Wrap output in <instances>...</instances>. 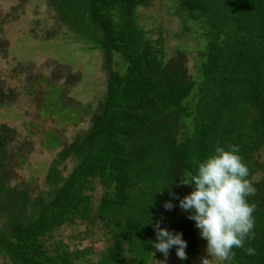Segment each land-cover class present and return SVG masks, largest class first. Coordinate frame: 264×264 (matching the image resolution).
I'll list each match as a JSON object with an SVG mask.
<instances>
[{"label": "trees", "instance_id": "trees-1", "mask_svg": "<svg viewBox=\"0 0 264 264\" xmlns=\"http://www.w3.org/2000/svg\"><path fill=\"white\" fill-rule=\"evenodd\" d=\"M152 1L47 0L71 35L101 52L106 81L96 107L80 108L79 113H90L88 127L50 161L45 192L30 197L27 186L9 184L6 144L12 137L9 127L0 126V253L11 264H77L72 259L77 254L65 244L50 253L45 240L63 224L96 218L111 242L92 264H148L156 221L182 234L188 260L206 240L189 214L178 215L179 187L185 171L194 169L192 158L203 159L216 145L239 146L250 181L257 168L263 169L262 180L251 181L256 194L248 197L256 205L255 238L245 247H253L255 255L234 248L230 264H264V163L257 167L253 160L264 144V0H177L204 41L196 77L183 51L164 57L160 32L146 37L137 10ZM46 88L41 113L79 123L75 108L62 101L61 89L54 83ZM10 97L0 86V103ZM249 107L257 110L254 118L244 113ZM185 112L192 124L180 133ZM54 134L45 135L51 149L58 145ZM66 159L71 166L62 175L59 165ZM92 180L102 186L95 205L88 192ZM165 202L173 208L165 209Z\"/></svg>", "mask_w": 264, "mask_h": 264}, {"label": "rangeland", "instance_id": "rangeland-1", "mask_svg": "<svg viewBox=\"0 0 264 264\" xmlns=\"http://www.w3.org/2000/svg\"><path fill=\"white\" fill-rule=\"evenodd\" d=\"M137 13L147 38L154 39L160 32L164 57L175 50L183 51L187 55L188 71L198 76L201 61L198 54L204 41L198 27L179 11L177 0H153L148 6L138 7ZM75 36L62 24L47 0H0V86L11 96L0 103V126L9 127L12 137L6 144L12 171L9 184L27 186L30 197L47 190L44 176L50 161L77 132L88 127L90 113H79L80 108L81 111L87 109L82 105L89 103L93 110L104 95L106 75L101 68V52L88 49ZM70 75L74 76L67 83ZM48 83L61 89L62 101L75 108L79 123L58 121L50 113H41V100L48 91ZM193 101L194 97L188 99L190 107ZM248 109L245 114L251 118L257 116V110ZM42 111L47 112L46 108ZM191 118L188 112L181 115L180 133L189 131ZM49 130L55 132L58 141L53 149L46 142ZM253 160L257 167L264 163V144L253 152ZM70 166V159L59 165L62 175L69 172ZM262 170L257 168L250 176L251 181L260 182ZM91 185L88 192L95 205L102 186L96 180H92ZM187 187L183 183L180 185L182 197L189 193ZM177 213L189 214L180 207ZM110 242L108 230L102 220L96 218L92 223L76 221L53 229L45 245L53 253L55 245L65 244L67 250L77 254L72 258L77 264H92ZM205 248L206 242L200 240L194 256L183 261L177 257L173 246L165 264H200L201 257L206 255ZM150 255L152 259L148 264L164 260L162 253L157 256L155 248ZM0 264L11 262L0 253Z\"/></svg>", "mask_w": 264, "mask_h": 264}, {"label": "clouds", "instance_id": "clouds-1", "mask_svg": "<svg viewBox=\"0 0 264 264\" xmlns=\"http://www.w3.org/2000/svg\"><path fill=\"white\" fill-rule=\"evenodd\" d=\"M238 145L227 148L216 145L214 151L203 159L192 158L193 170L185 171L184 185L192 191L179 199V207L188 212V219L195 222L200 237L206 240L205 256L200 264H226L235 257L234 248L244 249L248 255H255L253 247H245V241L255 238L256 205L248 197L256 194L249 177V168L238 154ZM164 208L171 210V202ZM156 242L153 247L164 256L157 264H165L169 250L175 246L179 259H187L186 241L179 232L173 233L160 227V221L153 225ZM155 253H152L154 255Z\"/></svg>", "mask_w": 264, "mask_h": 264}]
</instances>
